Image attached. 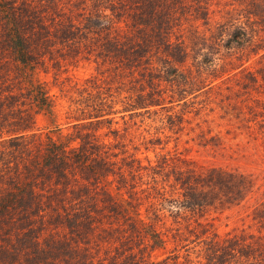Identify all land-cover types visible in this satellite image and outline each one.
<instances>
[{
	"label": "trees",
	"instance_id": "trees-1",
	"mask_svg": "<svg viewBox=\"0 0 264 264\" xmlns=\"http://www.w3.org/2000/svg\"><path fill=\"white\" fill-rule=\"evenodd\" d=\"M207 91L264 154V0H0V264H264V186L176 146Z\"/></svg>",
	"mask_w": 264,
	"mask_h": 264
},
{
	"label": "rangeland",
	"instance_id": "rangeland-1",
	"mask_svg": "<svg viewBox=\"0 0 264 264\" xmlns=\"http://www.w3.org/2000/svg\"><path fill=\"white\" fill-rule=\"evenodd\" d=\"M256 54L248 55L243 62L234 67L233 71H239L242 67H251L254 63ZM68 71L63 74H72V77H79L93 70L91 62L79 61L75 66L69 65ZM65 89V88H64ZM62 91L57 92L53 87L52 91H56L57 94L64 93ZM263 88L259 87L258 91ZM249 98L257 95L256 90H251ZM200 104H202L201 114L192 115V113L185 114L189 118L190 123L178 132L176 140V146L178 148L186 147L185 158L195 162L198 166H220V167H236L245 173H249L254 182V188L260 189L264 186V154L260 150L259 146L253 145L252 142L247 141V138L240 133L226 132V129L230 128L228 122L219 116L220 110L218 109L217 102H215L214 93L207 91L201 93L198 96ZM59 104L65 105V99L62 97L59 100ZM264 118V110L262 113ZM38 122H42V119L38 117ZM195 122L199 124L194 130H190L188 125H195ZM132 126H135L134 124ZM197 129H202L204 137L209 135H217L219 139L218 144L213 145L210 142L203 143L202 139L198 140L197 137L191 139V136H195ZM173 136V135H172ZM199 143H198V142ZM175 141L171 137L167 142V147L173 146ZM239 206H232L221 210L210 208L206 212V218L213 224L218 232H223L230 229L233 226L243 225L238 219Z\"/></svg>",
	"mask_w": 264,
	"mask_h": 264
},
{
	"label": "clouds",
	"instance_id": "clouds-1",
	"mask_svg": "<svg viewBox=\"0 0 264 264\" xmlns=\"http://www.w3.org/2000/svg\"><path fill=\"white\" fill-rule=\"evenodd\" d=\"M220 63H221L220 59L216 56H213L211 59V62L209 63V67L218 68L220 66ZM168 210H170L173 213H176V212L183 211V207L182 205L178 203H173V204L168 205Z\"/></svg>",
	"mask_w": 264,
	"mask_h": 264
}]
</instances>
